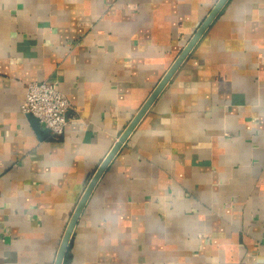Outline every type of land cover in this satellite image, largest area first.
I'll use <instances>...</instances> for the list:
<instances>
[{"label": "crops", "instance_id": "crops-1", "mask_svg": "<svg viewBox=\"0 0 264 264\" xmlns=\"http://www.w3.org/2000/svg\"><path fill=\"white\" fill-rule=\"evenodd\" d=\"M218 0H0V264H54L92 176ZM57 81L59 138L21 106ZM63 264H264V0H228L94 187Z\"/></svg>", "mask_w": 264, "mask_h": 264}, {"label": "water", "instance_id": "water-1", "mask_svg": "<svg viewBox=\"0 0 264 264\" xmlns=\"http://www.w3.org/2000/svg\"><path fill=\"white\" fill-rule=\"evenodd\" d=\"M228 0H218L216 5L213 7V9L210 11V13L206 16L204 21L199 25L198 29L194 33V35L191 37V39L188 41L182 52L179 54L177 59L174 61V63L171 65L169 70L166 72V74L163 76L161 81L158 83V85L154 88L150 96L147 98L143 106L140 108V110L137 112V114L134 116V118L131 120L129 125L125 128V130L120 135L118 141L114 144L113 148L110 150L108 155L105 157V159L102 161L94 175L92 176L90 182L88 183L84 193L82 194L77 207L74 210V213L71 217V220L66 228V231L64 233V236L62 238V241L60 243L58 253L56 256V260L54 264H63L64 258L66 255V252L68 250L75 226L79 220V217L94 189L96 186L98 180L106 170L107 166L111 162V160L114 158V156L117 154L119 149L122 147V145L126 142L130 134L133 132L141 118L145 115V113L148 111L150 106L153 104V102L156 100V98L159 96L163 88L166 86V84L169 82V80L172 78L174 73L177 71V69L180 67V65L183 63V61L186 59V57L189 55V53L192 51L194 46L197 44V42L200 40L202 35L205 33V31L208 29V27L211 25L213 20L216 18V16L220 13L222 8L225 6ZM29 118L35 125V128L38 131H42L40 127V123L37 117H35L33 114H28Z\"/></svg>", "mask_w": 264, "mask_h": 264}, {"label": "built area", "instance_id": "built-area-1", "mask_svg": "<svg viewBox=\"0 0 264 264\" xmlns=\"http://www.w3.org/2000/svg\"><path fill=\"white\" fill-rule=\"evenodd\" d=\"M23 113L33 114L52 137L59 138L65 127L76 121L75 111L67 95L58 88L57 81H32L27 83Z\"/></svg>", "mask_w": 264, "mask_h": 264}]
</instances>
